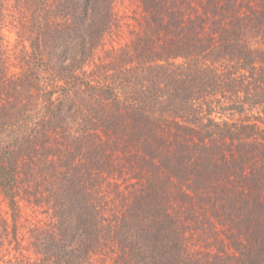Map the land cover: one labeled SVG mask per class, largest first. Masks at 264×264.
Wrapping results in <instances>:
<instances>
[{
	"label": "rangeland",
	"instance_id": "1",
	"mask_svg": "<svg viewBox=\"0 0 264 264\" xmlns=\"http://www.w3.org/2000/svg\"><path fill=\"white\" fill-rule=\"evenodd\" d=\"M180 1L169 0L168 2L179 4ZM27 3L30 5L32 15L27 13L29 10L25 9L20 0H0V98L2 99L7 92L3 83L8 79L18 78L24 69L20 60L24 51L29 49L33 32L41 25L37 23L40 19L38 16L40 14L44 16L48 12V9L38 5L36 0H28ZM240 3L243 13H249V7L252 5L250 0H240ZM143 6V0H113L112 18H100V23L108 19L109 23L105 24L107 27L105 35L94 55L96 63L103 64L109 72L116 71L117 76L122 80L134 81L135 77L142 80L147 91L138 99L137 107H144L151 117L164 119L165 114L171 113L170 106L178 112L176 101L181 99L177 95L182 98L184 96L209 98L205 101L206 104L202 103V99L197 100L203 106L198 108L199 115H203L200 123H205L202 132H206L208 126L210 127L211 121L207 123L205 121L212 119L224 131L227 129L226 123L230 125L237 123L239 128L237 129L241 134L249 133L252 136L249 141L244 142L240 151L236 149V142L218 137L213 147L207 148V153L216 154L225 159L218 164V167L224 171L218 173L221 184L217 190L224 187L230 192L225 191L230 196L226 204L218 196H211L210 190H203L200 184L193 183L194 193L183 188L190 178L195 177V182H198L197 178L203 177L190 176V173L185 170L179 175L181 185L171 187L168 182L164 192L158 193L161 204L157 206L160 209L159 212L167 208L173 220H170L171 227L179 226L177 235L187 257L185 264H264V239L259 241L256 237V235L259 238L264 237V162L256 159L261 154L264 155V147L260 145V142H264L263 135L256 132V127L264 130V103H261L264 102V96L261 98L255 93L260 91H255L258 84L254 80L244 79L248 82H244V86L251 94H256L254 99L257 104L254 102L250 104L253 99L243 95L242 102L247 105L244 110L237 111V105L222 99L219 91H206L199 79L193 81L191 75H197L198 71L196 70L195 73L185 70V65L182 64H186V60L179 58L176 61H170L168 59L170 63L158 61L156 59L158 57L155 56L159 55L155 52L160 50L162 44L167 47V54L174 50V46L181 45L180 39L184 40L185 36L168 29V18L164 13H162L163 18H152L149 15L147 18H142ZM164 7L166 8L165 5ZM161 8L162 6L159 9ZM260 8L264 9V6ZM25 13L32 18H24ZM228 13L229 11L225 14H208L209 17L200 15L198 18H213L219 27L221 20L232 17ZM248 13L245 15L247 16ZM245 15L240 17L247 18ZM53 20L48 18L50 29L58 22L57 19ZM204 22L203 24L201 21L199 26L206 27L208 24ZM89 30L99 34V26L97 28L91 26ZM206 30L209 35H212L208 27ZM202 37L204 40L201 38V45L206 50L209 41L205 39L206 36ZM198 43H200L199 39ZM253 44V49L262 48L261 42ZM202 50L203 48L201 52ZM191 51L193 54L197 53L196 57L200 56L208 60L214 58L212 54L205 55L206 53H200L194 49ZM200 59L192 60L191 65L206 69L212 66L209 61ZM96 63H90L88 66L87 70L90 73L96 72ZM248 74L251 75L249 72ZM43 77L51 80V73L45 72ZM91 78L95 80L94 77ZM151 78L153 80L150 81ZM249 82H253V85L250 86ZM19 86L17 94L21 104L17 107V111L22 110L20 115L23 119L20 118L21 123L18 127L12 124L13 128H1L9 119L4 117L5 109L0 106V137L6 138V142L8 141L12 146L10 148L14 161L12 163L16 167L13 197L6 194L0 183V243L4 244L0 257L7 254L6 260L18 262L23 259L22 256L36 258L34 254L36 250L30 246V243L38 242L36 238L40 228L51 226L54 222L67 226L69 222L74 221L75 216L71 212L73 206L68 203L70 199H73L71 203L75 202L74 205L77 206L78 198L82 200L86 195L87 199L93 203L92 206L96 208V213L101 212L99 223H103L104 210L118 216L125 214L124 211L130 207L131 192L138 187L139 175L135 149L121 142V138L115 135L111 137L91 123H89L90 126L87 122L83 123L79 120L77 108L78 105H82L83 100H88L87 93L76 92L77 95L72 103L66 100L57 102L54 107H51V111L56 114L55 119L51 118L48 121V114H45L47 110L38 102L45 97L43 93L48 87H39L37 91H32L34 93L32 94L33 89L30 86L23 89L27 93L20 91ZM221 88L225 91L224 87ZM177 90L179 93L176 95L174 91ZM30 94L31 98H28L27 95ZM228 95L232 96L231 93ZM33 108L36 110L33 111ZM26 110L30 115H27ZM13 113L15 114L16 111ZM195 113L196 111L193 118L197 121L200 117ZM26 116L28 117L25 118ZM20 120L17 121L20 122ZM128 124H130L129 120L125 125ZM48 125L57 132L52 134V137L55 136L56 139L50 144L52 163L44 166V151L40 148L38 138L45 133L44 127ZM240 125H249L253 128L244 130ZM94 128H96L94 133L96 137L89 139L88 133H92ZM121 131L120 129V134ZM75 137H78V141ZM194 152L191 150L189 153ZM86 173L88 179H85ZM201 173L204 176L206 174L204 171ZM211 177L214 180V177ZM69 180H74L75 185L66 198L68 195L66 181ZM165 181L162 180L160 183ZM53 216H56L55 220ZM250 218L252 222L250 225L246 224ZM104 227L101 225V228L105 230ZM42 243L43 238H39L41 248H43ZM107 264L112 262L109 261Z\"/></svg>",
	"mask_w": 264,
	"mask_h": 264
},
{
	"label": "trees",
	"instance_id": "2",
	"mask_svg": "<svg viewBox=\"0 0 264 264\" xmlns=\"http://www.w3.org/2000/svg\"><path fill=\"white\" fill-rule=\"evenodd\" d=\"M36 1L38 5L47 8L48 12L44 16L41 14L38 16L40 19L37 23L41 25L33 32L29 49H26L21 57L20 63L24 67L21 75L3 83L7 92L4 93L5 98H0V106L5 109L4 117L9 120L1 128H13L12 124L18 127L21 123L20 118L23 119L20 115L22 110L17 111V107L21 104L17 94L19 85L20 91L30 86L33 89L32 94H34L32 91H37L39 87H48L43 93L45 97L38 101L47 110L45 114H48V121L56 116L51 111V107H54L57 102L66 100L72 103L77 95L76 92L87 93L88 100H83L82 105H78L77 108L79 120L83 123H91L111 137L115 135L121 138V142L135 149L137 154L135 159L139 168L138 187L131 192L130 207L124 211L125 214L118 216L104 210L103 223H99L101 212L96 213V208L92 206L93 203L87 199L86 195L82 200L78 198L77 206L74 205L75 202L71 203L73 199H70L68 203L73 206L71 212L75 216L74 221L69 222L67 226L54 222L51 226L40 228L36 238L38 242L30 243V246L36 250L35 259L22 256L23 259L19 262L9 261L5 259L6 254L0 257V264H107L109 261L112 264H185L187 257L177 235L179 226L171 227L172 219L167 208L159 212L160 209L157 206L161 204L158 193L164 192L168 182L171 187L181 185L179 175L187 170L190 176L203 177L197 178L198 182H195V177L190 178L183 188L194 193L193 183L200 184L203 190H210L211 196H218L226 204L230 196L225 191L230 192L224 187L217 190L221 184L218 173L224 171L218 167V164L225 159L222 156L207 153V148L213 147L218 137L236 142V149L240 151L244 142L252 137L251 134H241L237 123L231 125L226 123L227 129L224 131L212 119L205 121L206 123L211 121L210 127L208 126L206 132H202L205 123H200L203 115H199L198 108L203 106L197 100L202 99V103L206 104L205 101L209 98L194 96L182 98L177 95L179 90L174 91L181 99L176 101L178 112L170 106L171 113L165 114L164 119L151 117L144 107H137L138 99L147 91L144 82L136 77L134 81L122 80L117 76L116 71L109 72L103 64H97L94 60V55L107 29L105 24L109 23V19L100 23V18H112L113 0ZM168 1L143 0L142 18H147L148 15L152 18H163L162 13H164L168 18V29L185 36L184 40L180 39L182 44L174 46V50L167 54V47L162 44L161 52L160 50L155 52L159 55L155 56L158 57L156 59L164 62L169 61L168 59L170 61H176L179 58L186 60V64H182L185 65V70L195 73L196 70L198 71L197 75H191L193 81L199 79L206 91H219L222 99L237 105V111L244 110L247 105L242 102L243 95L253 99L250 104L252 102L257 104L255 95L258 94L261 98L264 96V9L260 8L264 6V0H250L252 5L249 7V13H243L240 9V0H181L179 4ZM20 2L25 9L29 10L27 13L32 15L28 0H20ZM227 11L229 15L235 17L221 20L219 27L213 18H198L200 15L209 17L208 14H225ZM27 13L24 14V18H32ZM241 15L247 18H242ZM48 18L58 20L52 29L49 27ZM201 21L203 24L204 21L207 22L206 27L212 35L207 33L206 27L199 26ZM91 26L96 28L99 26V34L89 30ZM203 35L209 41L206 50L201 45ZM255 42H261L262 48L253 49ZM201 48L205 55L212 54L214 58L208 60L204 57H196L197 53L193 54L191 51L194 49L202 53ZM194 59L209 61L212 66L208 67L209 69L198 65L192 66L191 61ZM90 63L97 64L96 72L90 73L87 70ZM45 72L51 73V80L43 77ZM91 77L95 80L93 81ZM244 79L254 80L258 84L255 91L260 92L254 91L256 94L254 92L251 94L244 86L246 82ZM249 83L250 86L253 85V82ZM221 87H224L225 91ZM23 92L27 93L24 90ZM27 97L31 98V94ZM35 110L33 108V111ZM13 111L16 113L14 114ZM194 111L200 117L197 121L193 118ZM26 112L30 115L28 110ZM128 120L130 124L125 125ZM240 127L244 130L253 128L249 125H240ZM44 128H46L45 133L38 139L40 148L44 151V166H47L52 163L50 144L56 139L55 136L52 137V134H56L57 130L49 125ZM96 128L92 129V133H88L89 139L96 137L94 136ZM120 129L122 135L119 133ZM256 129V132L263 135L262 141H264V130L257 127ZM75 138L78 141V137ZM260 145L264 147V142H260ZM10 148L12 146L8 141L6 142V138L0 137V183L6 194L13 197L16 167L12 163L14 161ZM191 150L195 152L189 153ZM256 159L264 162V155L261 154ZM201 171L206 173L205 176ZM85 179H88L87 173ZM162 180L166 181L160 183ZM74 185V180L66 181V191L68 190L66 198ZM221 194H223L222 197ZM53 218L55 220L56 216ZM68 218L72 219L70 216ZM251 222L252 218L248 219L246 224L250 225ZM101 225L105 230L101 228ZM256 237L259 241L264 239V237L259 238L258 235ZM39 238H43V248L39 246ZM3 247L4 244L0 243V254Z\"/></svg>",
	"mask_w": 264,
	"mask_h": 264
}]
</instances>
